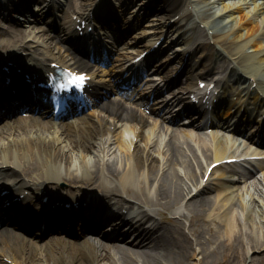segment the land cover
<instances>
[{
  "label": "bare ground",
  "instance_id": "1",
  "mask_svg": "<svg viewBox=\"0 0 264 264\" xmlns=\"http://www.w3.org/2000/svg\"><path fill=\"white\" fill-rule=\"evenodd\" d=\"M245 1H219L215 6L206 7L207 0H196L186 9V16L191 17L193 23H188L178 37L183 44L188 40L189 43L177 49L186 51L188 48L190 55L195 53V64L200 65L197 50L203 46L200 53L206 54L205 49L213 47L215 60L224 62L221 66L224 65L226 72V86L233 81L240 86L238 94L243 93L255 102L259 99L264 101V7L254 0L252 8L246 10L242 5ZM155 2L159 7L160 0ZM179 4L180 0H164L163 14L171 19L179 11ZM162 16L156 14L153 20ZM181 17L183 15L176 21ZM157 37L149 39V43ZM199 37L203 41L197 42ZM11 39H0V50L10 45ZM23 47L19 46V49ZM190 69L187 76L191 81L194 76ZM209 70L202 64L198 73L208 76ZM252 84L254 87H250ZM113 108L111 105L107 111ZM119 112L116 115L100 112L93 119H81L83 124L66 130L73 145L69 147L59 145L58 139H46L41 133L16 135L13 140L6 137V143L0 144V168L6 171L4 178L14 177L16 193L36 191L42 186L60 182L75 187L71 194L81 186H96L114 209L121 211L125 208L133 213L127 217V223L134 234L132 242L142 246L141 250L122 246L106 250L100 245L72 246L64 243L53 248L47 243L42 253L29 244L6 238L5 248L0 245V264H9L2 254L15 264H92L101 259L107 260V264H264V205L257 208L255 204L247 205L242 193H234L230 189L233 184L224 180L217 181L218 186L210 197L206 192L212 187L201 180L208 162L221 156L223 145L217 143L210 148L203 142L196 149L188 140H181L177 129H173L160 145L157 138L135 126H142V123L132 118L125 119L127 138L121 133L113 132L111 135L106 121L118 116ZM126 114L135 116L132 111H126ZM120 119L124 116H118V121ZM105 132H109L106 143L100 141L101 145L96 144L98 136L96 138L95 134ZM113 143L119 149L118 154L105 157L102 147L110 152L114 149ZM159 148L161 159L152 160L151 151ZM69 149L78 155L79 164L74 168L79 167V173L72 169L75 157L69 154ZM91 156L93 160H90ZM11 165L20 169L21 174L8 169ZM251 201H254L252 196ZM180 205H183L185 213L165 215V209H175ZM215 208L214 227L205 225L204 213ZM257 252L261 253L255 254Z\"/></svg>",
  "mask_w": 264,
  "mask_h": 264
},
{
  "label": "rangeland",
  "instance_id": "2",
  "mask_svg": "<svg viewBox=\"0 0 264 264\" xmlns=\"http://www.w3.org/2000/svg\"><path fill=\"white\" fill-rule=\"evenodd\" d=\"M260 203H262V199H259L258 201H256V203H255V205H256V208L258 207V205L260 204ZM250 205V204H249ZM176 212H184L185 213V210L182 208V207H180V208H178L177 210H176ZM168 214H170V212H167ZM187 214H188V211H187ZM209 216V215H208ZM206 218H207V216H206ZM202 220V219H201ZM208 221V222H207ZM207 221H203V223L205 224V225H207V224H209L210 226H212V227H214L213 226V220H212V218L211 219H209V218H207ZM261 252H257V253H255V254H260ZM262 253H264V251L262 252ZM249 255H253V253H250ZM193 262H197L195 259H193L192 260ZM197 264V263H196ZM239 264H245V263H239Z\"/></svg>",
  "mask_w": 264,
  "mask_h": 264
},
{
  "label": "snow or ice",
  "instance_id": "3",
  "mask_svg": "<svg viewBox=\"0 0 264 264\" xmlns=\"http://www.w3.org/2000/svg\"><path fill=\"white\" fill-rule=\"evenodd\" d=\"M76 79H77V80H82L83 77H82V76H81V77H76Z\"/></svg>",
  "mask_w": 264,
  "mask_h": 264
}]
</instances>
